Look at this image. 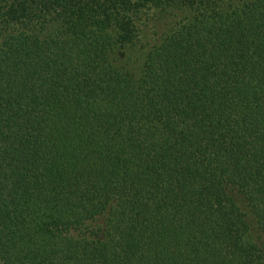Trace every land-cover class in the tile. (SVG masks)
<instances>
[{"label":"trees","instance_id":"obj_1","mask_svg":"<svg viewBox=\"0 0 264 264\" xmlns=\"http://www.w3.org/2000/svg\"><path fill=\"white\" fill-rule=\"evenodd\" d=\"M0 264H264V0H0Z\"/></svg>","mask_w":264,"mask_h":264}]
</instances>
